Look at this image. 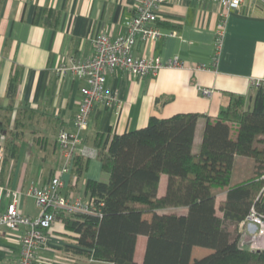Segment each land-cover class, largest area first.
I'll list each match as a JSON object with an SVG mask.
<instances>
[{"label":"crops","instance_id":"1","mask_svg":"<svg viewBox=\"0 0 264 264\" xmlns=\"http://www.w3.org/2000/svg\"><path fill=\"white\" fill-rule=\"evenodd\" d=\"M139 2L0 0V115L11 119L0 139L1 210L9 203L8 192L17 191L18 208L24 214L34 217L40 212L27 191L32 184L47 183L62 166L58 132L61 128L75 130V115L83 99L81 89L86 86L85 80L59 73L57 68L91 57L94 39L101 33L124 35L127 20L134 16ZM222 10L209 0L161 4L155 26L166 35L153 41L138 36L133 52L139 57L159 56L165 63L177 56L181 64L164 66L156 75L143 78L123 70L108 72L106 87L118 93L120 104L111 108L95 105L89 127L83 132V145L97 148L98 137L144 127L151 116L167 118L194 112L201 115L193 142V152L197 153L207 120H216L233 96H243L245 106L250 105L258 88L254 82L264 79V0H243L242 6L230 13L215 62L216 28ZM11 76L17 84L13 99L8 96ZM201 88H210L212 93L204 95ZM11 140L18 143L14 157L8 156ZM77 161L73 159L70 172L63 176L67 183L75 179ZM108 178L101 160L91 158L76 191L87 196V179ZM167 186L168 176L162 174L159 196L166 193ZM25 229L0 226V264H17ZM48 235V242L37 251L36 264H77V257L71 256L66 246L77 243L78 233L58 219ZM147 240L146 235L138 236L135 259L139 264Z\"/></svg>","mask_w":264,"mask_h":264},{"label":"trees","instance_id":"2","mask_svg":"<svg viewBox=\"0 0 264 264\" xmlns=\"http://www.w3.org/2000/svg\"><path fill=\"white\" fill-rule=\"evenodd\" d=\"M16 86L11 76V99ZM251 100L245 106L243 96H233L216 120L208 119L197 153L193 142L201 115L194 112L151 116L144 127L98 137L97 158L109 178L87 179L85 193L103 201L102 215L58 214L78 233L77 243L66 246L77 264H139L135 254L141 234L148 238L142 264H264V248L246 244L242 225L252 207L264 215V86ZM10 120L0 115V139ZM17 151L18 143L9 141L8 156ZM88 162V157L78 158L73 189ZM162 174L168 186L159 196ZM230 225L242 227L236 237ZM195 246L212 252L193 259Z\"/></svg>","mask_w":264,"mask_h":264},{"label":"built area","instance_id":"3","mask_svg":"<svg viewBox=\"0 0 264 264\" xmlns=\"http://www.w3.org/2000/svg\"><path fill=\"white\" fill-rule=\"evenodd\" d=\"M167 1L140 0L135 8L134 16L127 20V32L124 35L112 37L108 33H101L94 39L95 53L91 57L74 61L71 65L62 64L57 68L59 73L72 74L85 80L86 86L81 89L83 99L75 115V130L61 128L58 132L57 143L63 157L62 166L47 183L32 184L27 191L40 208L38 215L28 216L18 208L17 191L8 192L10 200L7 208L0 209V226L11 230L26 227L21 239L17 264H36L37 251L48 242V233L53 223L59 219L58 214L61 211L102 215L103 201L97 202L95 198L85 196L83 191H76L72 188L73 179L67 183L63 176L70 172L74 158L85 156L91 159L98 156L96 147L83 145V132L89 127L91 114L96 104L108 108L117 107L120 104L118 93L110 92L106 87L108 72L123 70L143 78L156 75L164 66L181 64L177 56L165 63L159 56L139 57L133 52L138 36L153 41L166 35L155 26V22L158 20L159 6ZM209 1L223 7L216 28L214 60L217 62L226 36L227 19L232 11L242 6L243 0ZM254 85L264 86V79H258ZM200 90L207 96L212 93L210 88ZM260 196H264V186ZM242 225L245 226L246 244L252 249H263L264 215L252 207L246 222Z\"/></svg>","mask_w":264,"mask_h":264},{"label":"rangeland","instance_id":"4","mask_svg":"<svg viewBox=\"0 0 264 264\" xmlns=\"http://www.w3.org/2000/svg\"><path fill=\"white\" fill-rule=\"evenodd\" d=\"M76 177V175H75ZM84 187H82L81 190H83ZM177 210V212H180L182 211V209H175ZM185 211V210H184ZM240 227H236L235 225H230L229 226V229L231 230L232 232V236L233 237H236L240 231ZM242 228V227H241ZM245 239H246V235H245ZM248 245V244H247ZM210 252H212V249L210 248H206V247H202V246H195L194 249H193V254H192V258H200L202 256H205L207 254H209Z\"/></svg>","mask_w":264,"mask_h":264}]
</instances>
